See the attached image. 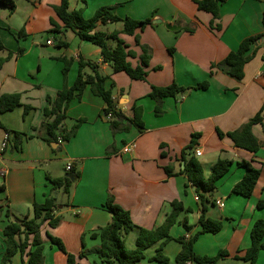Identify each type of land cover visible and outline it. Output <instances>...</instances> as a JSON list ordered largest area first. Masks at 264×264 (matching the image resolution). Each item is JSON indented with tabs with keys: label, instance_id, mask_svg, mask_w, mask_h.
Returning a JSON list of instances; mask_svg holds the SVG:
<instances>
[{
	"label": "crops",
	"instance_id": "1",
	"mask_svg": "<svg viewBox=\"0 0 264 264\" xmlns=\"http://www.w3.org/2000/svg\"><path fill=\"white\" fill-rule=\"evenodd\" d=\"M197 1L70 0L69 10H82L86 20L99 9L112 7L121 18L153 21L152 26L137 32L141 44L148 46L152 53L145 81L132 80L124 72H115L109 63L103 62L98 46L65 29L54 9L61 0H14V12L10 7L0 6V40L4 46L0 55L8 58L0 69V96L20 94L22 104L12 112L0 114V170L7 171L5 177L0 176V187H5L0 192L3 209L0 262L5 250V226L23 219L31 213L34 203H43L50 194L56 198L55 216L60 218V224L50 228L45 223L41 229L46 264H67L66 255L50 242L47 233L60 239L79 264H103L96 253L88 252L82 258L80 255L100 245L99 238L92 235L111 220L104 207L109 193L130 213L137 227L125 236L129 250L135 248L139 229L160 227L172 212V202L183 204L184 211L170 231L173 240L164 248V254L174 259L181 251L177 240L191 239L202 230L199 220L203 203L196 188L181 174L185 165L182 152L193 136L198 135L191 157L201 164L205 177L219 160L232 161V164L218 181L212 197L215 204L209 206L206 213L211 219L221 220L223 227L216 234L200 235L194 251L199 256L213 257L225 250L229 256L217 264H250L241 258L251 245L253 224L264 220V208H257L258 202L264 200V127L259 124L253 128L254 135L263 143L257 153L235 147L229 137H220L219 132L237 131L263 106L264 0H227L214 23L210 13L198 9ZM112 24L98 23L97 30L112 33L123 28L122 23H116L121 26L108 30ZM21 31H24L23 36H20ZM43 34H48L45 42ZM254 36L260 38L254 45L252 60L244 68L242 80L218 68L212 70L213 64L222 62L238 50L244 39ZM120 38L136 53V58L129 59L136 66L142 50L136 45L135 37L121 34ZM49 40L54 44L48 45ZM116 45L115 40L109 41L112 49ZM64 59L70 61L66 81ZM81 62L98 66L106 77L105 87L111 92L115 111L127 117L124 124L130 125V129L113 132L114 118L107 119L104 100L95 96L88 86L82 98L73 99L67 109L64 124L67 130L83 121L76 136L69 142L49 143L43 127L52 120L44 112L51 108L48 98L55 99L65 85L74 84ZM156 67L161 69L155 70ZM84 72L93 71L86 67ZM205 82L209 83L207 89H196ZM172 83L191 90L164 98L163 114L157 116V102L149 97L151 87H166ZM26 106L32 110L24 116ZM134 106L143 111L142 131L132 122ZM16 132L22 134L19 148L14 140ZM6 133L11 134V142L3 150ZM131 143L136 144L135 150L122 154L123 148ZM196 149L201 150L200 157L195 155ZM243 161L261 172L248 198L232 193L245 175V168L239 165ZM70 164L72 170L80 172V178L69 193L63 188L53 190L51 179L72 175V170L67 171ZM169 166L173 176L166 172ZM218 201H222L224 207H219ZM156 251L157 246L146 250L147 260ZM147 260L142 264H147ZM12 264H28V257L18 253ZM258 264H264V250Z\"/></svg>",
	"mask_w": 264,
	"mask_h": 264
},
{
	"label": "trees",
	"instance_id": "2",
	"mask_svg": "<svg viewBox=\"0 0 264 264\" xmlns=\"http://www.w3.org/2000/svg\"><path fill=\"white\" fill-rule=\"evenodd\" d=\"M226 2L227 0H199L196 3L200 11H205L213 16L214 23V21L220 18L221 6ZM69 5L70 0H61V4L54 8L65 29L75 32L80 39L98 46L101 50L103 62L109 63L115 72H124L132 80L136 81H145L147 79L152 53L148 46L141 44L140 36L137 32H143L148 26H152L153 21L151 19L134 20L132 18H121L113 12L112 7H103L91 19L86 20L83 17L82 10L70 11ZM0 6L10 7L11 12H14L16 9L14 0H0ZM98 23H122L123 28L121 31L107 33L97 30ZM189 31L192 32V30ZM121 34L134 36L136 45L142 50L139 63L136 66H133L129 59H134L137 55L134 51L129 50L126 43L120 38ZM23 35L24 31H21L20 36ZM259 38L260 36H254L244 39L237 51L231 52L222 62L213 64L211 66L212 70L218 68L230 77L242 80L244 78V68L252 60L253 48ZM110 40L117 42L114 49L109 46ZM3 50L4 46L0 40V53ZM21 52L22 49L19 50V53ZM7 59L0 55V69ZM63 61L65 63L63 77L66 81L70 69V61L66 59ZM86 67H90L93 72L86 74L84 72ZM160 69L161 67L155 68V70ZM105 83L106 77L99 72L98 66L92 63L81 62L74 84L71 87L65 85L58 92L55 99L48 98L51 108L45 109L44 112L45 116L52 120L43 125L46 131L45 140L49 143H57L59 141L69 142L76 136L83 121L67 130L64 127L65 120L67 119V109L73 99L82 98L84 90L88 86L95 96L101 97L104 100L106 105L104 114H112L114 118L111 122L113 132L129 131L130 125L124 124L127 117L115 111L111 92L106 90ZM208 86L209 83L205 82L198 85L196 89H207ZM189 90L191 89H186L176 83H172L166 87L152 86L149 97L157 102L155 114L157 116L163 114L161 102L164 98L177 97ZM21 105L20 94H5L0 96V114L12 112ZM31 110V107L26 106L24 116L28 115ZM133 110V125L142 131L144 130L142 108L134 106ZM259 124L264 127V103L261 110L240 129L226 134L219 132V135L220 137H229L237 148L257 153L263 143L254 135L253 128ZM14 134L15 145L19 148L22 142V134L17 132ZM196 137L198 135L193 136L191 143L182 152L185 166L181 174L185 175L190 185L196 188V194L203 203V212L199 220L202 230L191 239L182 237L177 240L181 244V251L175 258V264H187L190 262L196 264H217V262L229 256L225 250L219 251L213 257L199 256L194 251V244L200 235L205 233L216 234L223 227L221 220L211 219L206 216V213L208 207L215 204L212 197L217 188L218 181L229 172L232 164V161L219 160L211 168L210 175L205 177L201 164L195 157H191V152L197 144ZM239 165L245 168L246 172L243 179L234 186L232 193L248 198L253 194L261 172L246 161L240 162ZM166 172L169 176H173V169L170 166L166 167ZM71 174L74 181L68 178L51 179L53 190L63 188L66 193H69L71 186L80 178V172L74 168ZM3 190H5V187L1 186L0 192ZM57 207L55 196L50 194L43 203H34L31 213L27 214L23 219H17L8 223L3 230L5 250L0 264H12L14 256L18 253L28 257V264H46L44 256L45 240L42 237L41 229L45 223L50 228L58 227L60 218L55 216ZM104 207L111 215V220L106 226L100 228L92 235L93 238H99L100 245L91 251H84L80 255L81 258L88 252H91L98 254L102 258L103 264H142L145 259L146 250L157 246L156 254L148 260L147 264L170 263L169 258L164 254V248L168 242L173 240L170 231L177 224L181 212L184 211V206L181 202H172V212L160 227L153 230L139 229L136 245L132 250H129L125 244V236L137 229L131 220L130 213L117 204L110 193ZM257 208H264V200L258 202ZM2 212L3 209L0 207V213ZM7 216H10L9 212H7ZM184 226L187 230L191 229L186 222H184ZM47 237L54 246L66 255L67 264H79L77 257L67 251L60 239L51 236L49 233H47ZM262 250H264V220L260 219L252 226L251 245L241 259L250 264H258V258Z\"/></svg>",
	"mask_w": 264,
	"mask_h": 264
},
{
	"label": "built area",
	"instance_id": "3",
	"mask_svg": "<svg viewBox=\"0 0 264 264\" xmlns=\"http://www.w3.org/2000/svg\"><path fill=\"white\" fill-rule=\"evenodd\" d=\"M47 44L48 45H53L54 44V41L49 40V41H47ZM106 117L109 120H112L113 119L112 114H108V115H106ZM10 140H11V134L10 133H6L5 136H4L3 144H2L3 150L6 149L9 146V144L11 142ZM135 148H136V144L135 143H131V144H129V145H127V146H125L123 148L122 154H130V153H132L135 150ZM195 155L197 157H200L202 155L201 150L200 149H196L195 150ZM71 170H72V166L70 164V165L67 166V171H71ZM6 174H7V171L6 170H0V176L1 177H5ZM217 205L219 207H221V208L224 207V203L222 201H218L217 202Z\"/></svg>",
	"mask_w": 264,
	"mask_h": 264
},
{
	"label": "rangeland",
	"instance_id": "4",
	"mask_svg": "<svg viewBox=\"0 0 264 264\" xmlns=\"http://www.w3.org/2000/svg\"><path fill=\"white\" fill-rule=\"evenodd\" d=\"M120 26H121V24H112L111 26H109L108 30H111V31H112V30L117 29V28L120 27ZM106 30H107V28H106ZM47 35H48V34H43V35H42V38H43L42 40H43L44 42H45V40L47 39ZM56 38L58 39L59 36H57ZM131 239H132V236H131V237L129 238V240L127 241L128 244L131 243ZM150 253H151V252H150ZM148 255H149V254H148ZM147 258H148V257H147V254H145V259H144V260H147ZM151 258H152V257H151ZM175 258H176V257H175ZM175 258H174V259H170V258H169V260H170V263H169V264H175ZM144 260H143V261H144ZM148 260H149V259H148ZM148 260H147V261H148Z\"/></svg>",
	"mask_w": 264,
	"mask_h": 264
},
{
	"label": "water",
	"instance_id": "5",
	"mask_svg": "<svg viewBox=\"0 0 264 264\" xmlns=\"http://www.w3.org/2000/svg\"><path fill=\"white\" fill-rule=\"evenodd\" d=\"M154 24H155V22H154ZM169 27H170V26H168V28H169ZM183 165H184V163H183ZM184 166H185V165H184ZM66 177H67L68 179H70V180L74 181V179H73L72 175L68 174Z\"/></svg>",
	"mask_w": 264,
	"mask_h": 264
}]
</instances>
